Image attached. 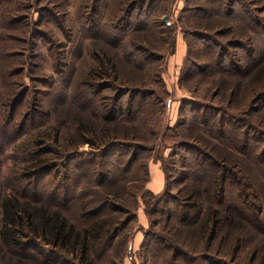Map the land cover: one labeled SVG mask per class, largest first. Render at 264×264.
I'll use <instances>...</instances> for the list:
<instances>
[{"label":"rangeland","instance_id":"rangeland-1","mask_svg":"<svg viewBox=\"0 0 264 264\" xmlns=\"http://www.w3.org/2000/svg\"><path fill=\"white\" fill-rule=\"evenodd\" d=\"M132 1L0 0V114L4 115L3 122L9 116L1 111L4 105H9V111V107L15 106L23 97L16 108L11 127L15 125L23 131L24 127H28L24 121L30 117L47 116L39 131L46 135L52 132L53 136L57 125L61 133L68 134L70 145L75 141V105L84 103L87 114L83 120L92 121V135L96 136L94 139L98 145L79 144L78 156L81 157L72 162L75 165L73 175L84 183V163H92V182L84 183V188L87 194L94 191L103 193L98 206H102L106 196L116 207L117 211H114L111 205L107 206L111 211L106 218L108 227L119 225L118 218L124 222L130 214L135 213L136 218L128 225L125 223L124 232L115 238L111 248L102 253L100 264H163L162 257H151L147 248L143 249L150 219L145 213L141 192L149 190L150 165L158 164L161 168L160 160L169 163L168 155L177 139L176 133L183 129L180 123L184 124L183 132L191 131L189 124L193 112H189V107L181 109L183 101H206L210 98L238 115L250 111L247 108L248 96L253 93L252 89H260L251 81L255 79L253 76L234 81L232 76L224 75L223 82L219 80L221 75L212 74L214 68L210 70L216 61L214 52L221 49L225 52L223 65L232 71V75H235L236 67L229 63L234 57L236 64L246 67L250 55L261 52L262 46L254 43L257 39L255 32L245 27L238 18L221 17L215 20L219 17L214 11L218 5L208 0L148 1L136 4L133 15L127 18L124 12L134 3ZM244 1L247 7L241 13L242 17L247 20L256 16L260 23L259 35L264 37V0ZM197 5L204 10L199 12ZM216 28L221 32H230L228 36L224 34L222 38H217L216 34H212ZM131 38L142 41L141 47L146 54L138 53L136 48L130 46ZM139 60L148 63L150 69H145L144 73L137 72L141 63ZM185 60L195 64L189 69L195 73L187 79L181 77ZM105 62L110 75L106 80L99 78L98 73ZM205 65L207 70L203 69ZM111 66H114L115 74ZM124 79H133L145 86V91L153 94L136 112L131 125L129 122L123 127L114 126L113 123L103 124L98 117L103 108L99 106L101 100L110 104L119 91L120 83H125L122 81ZM192 85H196L195 89L191 88ZM215 86H221L219 89L226 97L219 93L211 97ZM197 87V96L192 97L190 93L195 92ZM231 87H241L240 93H234L233 98L229 95ZM127 98L125 96L123 101ZM65 109L71 113L63 116L61 113ZM228 120L229 125L235 122ZM253 122L254 127H263L264 115L256 114ZM128 129L134 132V140L125 136L124 132ZM9 144L6 139L0 142V181L12 168L26 165L23 153H28L30 149L26 136L22 142ZM254 144L263 147L264 137H255ZM110 145H113L111 150H105L104 146ZM105 169L111 170L117 180L113 187L104 191L98 182L99 175L104 174ZM59 170L65 174L64 168H57L52 176L59 175ZM59 177L61 180L62 175ZM59 177L54 176L52 180V187L57 190ZM149 191L162 193V189L159 192ZM121 209H127V214ZM159 217L158 213L153 219ZM162 226L164 222L160 220L156 229ZM131 231L133 237L130 238ZM125 233L131 239L132 258L127 250H123L125 244L122 235ZM44 250L49 251L48 247H44ZM241 258L242 262L247 259L246 249L242 251Z\"/></svg>","mask_w":264,"mask_h":264},{"label":"trees","instance_id":"trees-1","mask_svg":"<svg viewBox=\"0 0 264 264\" xmlns=\"http://www.w3.org/2000/svg\"><path fill=\"white\" fill-rule=\"evenodd\" d=\"M148 1L153 0L132 1L134 3L124 12L126 17L133 15L136 4ZM208 1L218 5L214 11L219 17L215 20L238 18L255 32V45L262 46L260 53L250 55L246 67L236 64L235 57L231 60L229 64L236 67L235 75L223 65L224 49L214 52L216 61L210 68L215 70L212 74L221 75L219 80L222 81L225 80L224 75L232 76L234 81L250 75L255 77L251 81L260 89H252L253 93L248 96L250 105L247 103V108L250 111L238 115L210 98L206 101H183L181 109L185 106L190 108V113L193 112L189 124L191 131L183 132L184 124L180 123L183 129L176 133L177 139L168 155L169 163L160 160L164 176L162 193L153 194L147 189L141 192L145 213L150 219L143 249L146 247L151 257H162L163 264H264V146L254 144L255 137H264V125L254 127L253 122L256 114L264 115V40L261 41L264 37L259 35L260 23L256 16L247 20L242 17L241 13L247 7L244 0L239 3L238 0ZM196 7L199 12L204 10L199 5ZM219 28L212 34L217 38L224 34L228 36L229 30L221 32ZM138 40L131 38L130 46L138 53L146 54L141 47L142 41ZM139 61L137 72L144 73L150 65ZM185 62L181 77L187 79L195 73L189 71L195 64ZM102 67L98 71L99 78L106 80L110 76L107 62ZM111 69L115 74L114 66ZM203 69L207 70V65ZM122 81L125 83H120L119 91L110 104L101 100L99 106L103 108L98 117L103 124L113 123L117 127L130 124L136 112L153 94L133 79ZM220 87L215 86L211 97L217 93L226 97ZM240 88L231 87L229 95L233 98L234 93H240ZM197 93L198 87L190 95L195 97ZM125 96H128L127 103L123 105ZM22 99L15 106H10L9 111L8 104L1 109L9 115L6 122H3L4 115L0 114V142L6 139L9 145H13L22 142L26 136L30 148L28 153H23L26 165L12 168L0 181V264H100L102 253L111 248L115 238L124 232L125 223L128 225L136 216L135 213L130 214L124 222L118 218L119 225L108 227L106 218L111 211L107 206H112V202L105 196V202L98 206L103 193L85 192L84 183L92 182V163H84V183L73 175L75 165L72 162L81 157L78 156L79 144L98 145L94 139L96 136L92 135V121L83 120L87 114L85 105L82 102L75 105V141L68 145V134L61 133L57 125L53 136L52 132L46 135L39 131L47 116L30 117L24 121L28 127L23 131L15 125L12 128L14 113ZM69 113L65 109L61 114L66 116ZM228 119L234 120V124L229 125ZM58 122L62 123L60 119ZM124 133L134 140L133 131L128 129ZM111 146L104 148L111 150ZM57 168L65 170V174L60 170L57 173L62 175L61 180L59 175L52 176ZM111 172L105 169V173L99 175L98 184L104 191L113 187L117 180ZM54 176L59 177V190L52 187ZM113 210L117 211L116 207ZM121 210L127 214V209ZM158 213L161 217L153 219ZM160 220L164 226L156 229ZM128 238L126 233L122 235L123 250H127L131 257V239L128 241ZM44 247L49 251L46 252ZM244 249L247 259L242 262Z\"/></svg>","mask_w":264,"mask_h":264},{"label":"crops","instance_id":"crops-1","mask_svg":"<svg viewBox=\"0 0 264 264\" xmlns=\"http://www.w3.org/2000/svg\"><path fill=\"white\" fill-rule=\"evenodd\" d=\"M148 189L153 192H159L164 186L163 172L158 164H151L149 167Z\"/></svg>","mask_w":264,"mask_h":264},{"label":"water","instance_id":"water-1","mask_svg":"<svg viewBox=\"0 0 264 264\" xmlns=\"http://www.w3.org/2000/svg\"><path fill=\"white\" fill-rule=\"evenodd\" d=\"M165 20V19H164Z\"/></svg>","mask_w":264,"mask_h":264}]
</instances>
